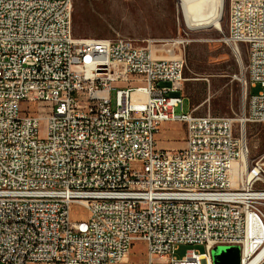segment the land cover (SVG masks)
I'll use <instances>...</instances> for the list:
<instances>
[{
	"label": "built area",
	"instance_id": "built-area-1",
	"mask_svg": "<svg viewBox=\"0 0 264 264\" xmlns=\"http://www.w3.org/2000/svg\"><path fill=\"white\" fill-rule=\"evenodd\" d=\"M227 24L237 119L184 111L185 60L171 55L189 32L77 39L73 0H0V264H125L136 242L147 264H214L230 246L264 264V163L245 129L264 125V0H231ZM169 123L185 125L183 149L157 148ZM74 203L86 220H71ZM180 246L205 253L177 260Z\"/></svg>",
	"mask_w": 264,
	"mask_h": 264
},
{
	"label": "rangeland",
	"instance_id": "rangeland-1",
	"mask_svg": "<svg viewBox=\"0 0 264 264\" xmlns=\"http://www.w3.org/2000/svg\"><path fill=\"white\" fill-rule=\"evenodd\" d=\"M230 1L225 0L221 30H217L213 27L188 28L179 0H73V34L77 39L128 38L143 47L149 40H167L183 35L185 31L189 32L194 44L187 46L184 51L176 49L171 56L183 55L185 77L194 78L195 115L210 114L237 119L243 112L246 100L244 89L237 80L240 64L223 43L224 34H227ZM154 49L158 56L169 58L167 53L161 51L165 50L163 47L156 46ZM242 57L245 64V50ZM260 90V86L256 85L252 93L257 95ZM115 100L114 91L113 106ZM184 111H188L186 104ZM180 112V109L176 110V113ZM245 129L249 161L264 163V125L248 124ZM185 133L184 124L163 125L156 137L157 148L162 149L168 143H175L177 149H183ZM87 212L84 206L74 203L71 206V220H86ZM191 250L205 253L203 247L180 246L173 256L182 260ZM125 264H147L146 246L140 242L134 243Z\"/></svg>",
	"mask_w": 264,
	"mask_h": 264
},
{
	"label": "bare ground",
	"instance_id": "bare-ground-1",
	"mask_svg": "<svg viewBox=\"0 0 264 264\" xmlns=\"http://www.w3.org/2000/svg\"><path fill=\"white\" fill-rule=\"evenodd\" d=\"M179 3L188 28L213 27L221 30L220 22L225 0H179ZM245 164H248L247 159H245ZM153 169H161V162H153ZM239 171L240 167L234 165L231 170L232 180Z\"/></svg>",
	"mask_w": 264,
	"mask_h": 264
},
{
	"label": "water",
	"instance_id": "water-1",
	"mask_svg": "<svg viewBox=\"0 0 264 264\" xmlns=\"http://www.w3.org/2000/svg\"><path fill=\"white\" fill-rule=\"evenodd\" d=\"M214 264H240L241 249L239 246L217 247L212 251Z\"/></svg>",
	"mask_w": 264,
	"mask_h": 264
},
{
	"label": "crops",
	"instance_id": "crops-1",
	"mask_svg": "<svg viewBox=\"0 0 264 264\" xmlns=\"http://www.w3.org/2000/svg\"><path fill=\"white\" fill-rule=\"evenodd\" d=\"M192 44H194V40L190 45ZM181 54H183V52ZM184 78H185L184 88L180 93L177 94V96L182 97L184 105L186 104L188 107V111L194 113V109H195L194 108V89H193L194 84L192 83L194 82V78L185 77V71H184ZM162 149L163 150H179L175 146V143H168L164 145Z\"/></svg>",
	"mask_w": 264,
	"mask_h": 264
}]
</instances>
